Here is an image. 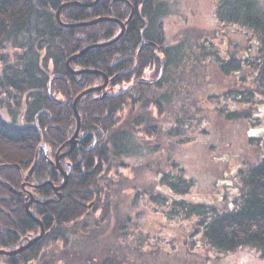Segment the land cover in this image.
Returning a JSON list of instances; mask_svg holds the SVG:
<instances>
[{"label": "trees", "instance_id": "obj_1", "mask_svg": "<svg viewBox=\"0 0 264 264\" xmlns=\"http://www.w3.org/2000/svg\"><path fill=\"white\" fill-rule=\"evenodd\" d=\"M95 2L0 0V250L45 230L0 264H214L242 249L264 256V0H216L213 29L185 26L172 36L165 0ZM59 10L70 27L57 21ZM101 18L113 20L78 26ZM121 24L119 40L95 47L116 39ZM105 78L106 88L79 99L78 145L65 155L75 99ZM227 124L239 134L224 136ZM194 144L210 148L209 174L186 168L183 150ZM130 157L139 163L123 161ZM58 158L68 182L56 193ZM197 186L214 203L195 200Z\"/></svg>", "mask_w": 264, "mask_h": 264}, {"label": "rangeland", "instance_id": "obj_2", "mask_svg": "<svg viewBox=\"0 0 264 264\" xmlns=\"http://www.w3.org/2000/svg\"><path fill=\"white\" fill-rule=\"evenodd\" d=\"M171 4V11L170 13L163 19L165 24L166 33L168 36H172L174 33L178 32L181 28L185 26H195L203 29L211 30L214 28L215 23V5L216 0H165ZM224 136L225 132L227 136H229L230 132L235 130V135H238V129H234L231 127L230 124L224 125ZM246 131L243 129L242 131ZM231 138V137H230ZM228 139V138H227ZM201 141H205L206 139L201 138ZM229 142L231 139H228ZM236 140L239 141V138L236 136ZM218 144V143H216ZM195 144L192 145L190 148L187 147L183 150V158L185 159V166L187 169L192 171L193 169L202 170L209 174V162L207 164V159L205 157L211 158L209 156L210 148L205 151L204 147L195 148ZM189 148V149H188ZM187 149V150H186ZM219 149V150H218ZM223 150L222 146L214 148L212 150V154L216 155L219 154ZM182 155V151L181 154ZM217 159V155L215 157ZM124 162L130 165H136L139 163V159L137 157H130L124 158ZM234 164V162H233ZM224 169V166H221ZM225 171V170H224ZM123 175L129 176L130 172L122 171ZM213 177L217 179L220 178V175L223 171H219L217 166L214 167ZM198 182L201 184L202 187H209L207 185V181L203 176H197ZM213 192L208 191L205 188L197 186L195 191L193 192V197L197 201H205L209 203L213 200ZM214 264H264V256L260 253L255 252L250 249H242L235 253L229 254L224 256L223 258L214 261Z\"/></svg>", "mask_w": 264, "mask_h": 264}, {"label": "water", "instance_id": "obj_3", "mask_svg": "<svg viewBox=\"0 0 264 264\" xmlns=\"http://www.w3.org/2000/svg\"><path fill=\"white\" fill-rule=\"evenodd\" d=\"M98 1H99V0H96V2H95L93 5L97 4ZM75 4H76V5H79V4H77V3H75ZM93 5H84V6H93ZM63 6H64V5H63ZM63 6H62V7H63ZM62 7L60 8V10L62 9ZM60 10L57 12V16H56V17H57V21H58L61 25H63V24L61 23V20H60ZM104 20H113V19H110V18H101V19H98V20H96V21H94V22H90V23H81V24H79L78 26H80V27H82V26H90V25L97 24L98 22H101V21H104ZM63 26H65V27H70V25H69V26H68V25H63ZM73 26H76V25H73ZM121 27H122V31H121L120 35H119L118 37H116V39H114L113 41H111V42H109V43L102 44V45H97V46H95V47H105V46L111 45V44L115 43L117 40H119V39L123 36V34H124V32H125V26H124L123 24H121ZM84 52H85V51L81 52L79 55H77V56H75V57H73V58H76V57H80V56H82ZM69 63H70V60L67 61V67H68V68H69ZM69 69H70V68H69ZM83 72H85V73H91V72L94 73L93 71H83ZM79 73H80V72H79ZM107 84H108V78H105V83H104V85H103L102 87H100V88H96V89H89V90H86V91H84L83 93H81L80 95H78V97L75 99V101H74V103H73V110H74V114H75L76 121H77V129H76V132H75L74 136H73L72 139L70 140V145H71L70 150H69L68 153H66L65 155L70 154V153L74 150V148L76 147L77 142H78L77 139H78V136H79V132H80V124H81L80 116H79V113H78V110H77V103H78L79 99H80L81 97H83L84 95H86V94L92 92V91H101V90H103L104 88H106ZM38 152H42L43 155H44V157L47 158L48 148H47V146H45V144H40V145L38 146V148H37V153H38ZM65 155H61L60 158L63 157V156H65ZM60 158H58V159L56 160V168H57L60 172H62V174L64 175V183H63V185H62L61 187H59V188H54V191H55L56 193H58L60 190L64 189V188L66 187V185H67V182H68V175H67L66 173H64L63 170H62L61 167H60ZM37 161H38V157H36V159H35L34 168H35L36 165H37ZM32 202H33V199H31V201H30L29 203L26 204V211H27V214H28V216H30L31 218H33V216H32V215L30 214V212H29V206L32 204ZM38 224H39L40 226L42 225V223L39 222V221H38ZM44 233H45V231H44V229H42L41 235H40L38 238H35L34 240L30 241V242L28 243V245L25 246V247L22 248V249H19V250L14 251V252L0 251V254H1V255H5V256H11V255H16V254H18V253H21V252L27 250L31 245H33L34 243H36L39 239H41V238L43 237Z\"/></svg>", "mask_w": 264, "mask_h": 264}, {"label": "flooded vegetation", "instance_id": "obj_4", "mask_svg": "<svg viewBox=\"0 0 264 264\" xmlns=\"http://www.w3.org/2000/svg\"><path fill=\"white\" fill-rule=\"evenodd\" d=\"M77 141H78V139H77ZM77 145H78V142H77ZM77 145H76V146H77ZM31 199H32V198H31ZM31 199H30V201H31ZM30 201H29V202H30ZM29 202H28V203H29ZM30 206H31V205H30ZM30 206H29V208H30ZM25 208H26V205H25ZM29 212H30V211H29ZM26 213H27V211H26ZM30 214H31V213H30ZM27 215H28V214H27ZM42 229H43V228H42ZM44 231H45V230H44ZM41 232H42V231H41ZM44 234H45V233H44ZM40 235H41V234H40ZM40 235H39V236H40ZM39 236H38V237H39ZM43 236H44V235H43ZM38 237H37V238H38ZM33 240H34V239H33ZM39 240H40V239H39ZM39 240H38V241H39ZM31 241H32V240H31ZM34 244H35V243H34ZM34 244H33V245H34ZM27 245H28V244H27ZM27 245H25V246H27ZM33 245H31V246H33ZM25 246H23V247H21V248H18V249L14 250V251H17V250H19V249H22V248H24ZM31 246H30V247H31ZM30 247H29V248H30ZM29 248H28V249H29ZM28 249H27V250H28ZM27 250H25V251H27ZM0 251H3V250H0ZM14 251H10V252H14ZM25 251H23V252H25ZM5 252H9V251H5ZM23 252H21V253H23ZM21 253H18V254H21ZM18 254H16V255H18ZM16 255H14V256H16ZM0 256H5V255H1V254H0ZM11 256H13V255H11ZM7 257H9V256H7Z\"/></svg>", "mask_w": 264, "mask_h": 264}]
</instances>
